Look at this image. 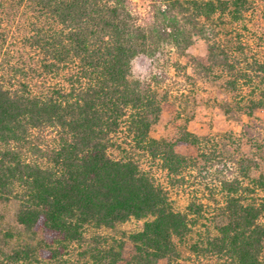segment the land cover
<instances>
[{
  "label": "trees",
  "instance_id": "obj_1",
  "mask_svg": "<svg viewBox=\"0 0 264 264\" xmlns=\"http://www.w3.org/2000/svg\"><path fill=\"white\" fill-rule=\"evenodd\" d=\"M151 1L141 20L134 0H0V200L19 204L22 228L1 264H119L123 241L87 233L131 219L144 224L128 235L126 264L176 262L181 246L264 264V143L242 152L253 125L242 136L184 128L175 140L155 138L163 97L133 74L139 55L186 56L200 37L208 61L190 60L201 77H225L218 107L258 119L264 51L244 35L256 0ZM188 144L196 155L177 151ZM194 172L218 182L206 232L197 228L210 203L193 195L183 211L174 197Z\"/></svg>",
  "mask_w": 264,
  "mask_h": 264
},
{
  "label": "rangeland",
  "instance_id": "obj_2",
  "mask_svg": "<svg viewBox=\"0 0 264 264\" xmlns=\"http://www.w3.org/2000/svg\"><path fill=\"white\" fill-rule=\"evenodd\" d=\"M151 0H134V7L137 15L144 20L150 15ZM257 6L248 16L247 29L244 31L246 38L258 50L264 51V19L261 11L264 8V0H256ZM188 55L183 56L177 53L175 49L166 48L161 54L153 59L139 55L133 61V74L135 77L147 80L163 97V111L159 123L153 128L152 136L155 138H165L175 140L182 129L188 128L189 131L200 136H222L225 133L233 132L242 136L243 124H252L250 129L254 135L251 140L247 133L242 136V152L252 153L255 139L263 142L264 140V110H258L256 117L251 120L247 115H241L240 118H233L224 114L218 107V102L224 100L226 93L222 88V79L217 76L222 75L216 72L215 76L204 78L198 75L195 66L190 58L194 57L198 61L206 64L208 61V49L206 42L195 37L193 46L187 51ZM179 153L185 155H196L197 149L191 144L177 147ZM219 177L227 175L225 167ZM193 173L189 177L188 183L183 186L181 191L175 195L176 206L185 210L190 199L198 195L201 201L207 203L206 219L204 224L197 230L206 232L207 228L213 229L210 212L213 211L212 192L215 191L214 184L218 183L215 175L205 174L197 176ZM179 189V190H180ZM217 192V191H216ZM217 198L220 195L216 194ZM19 204L15 201L0 200V264L3 261L4 254H11L19 243V234L22 228L16 221V214ZM264 221V218H263ZM143 220L131 219L128 222L117 225L114 229H101L88 231L87 236L100 234L107 237L110 242L114 239L124 242L123 260L119 264H126V261L134 253V245L128 239V235L142 229ZM21 238V237H20ZM192 242V241H191ZM182 257L176 262H169L167 259L160 260L156 264H228L225 259L212 255H199L189 249L181 246ZM74 261L78 259V252L75 249L71 256ZM36 262H24L22 264H45Z\"/></svg>",
  "mask_w": 264,
  "mask_h": 264
}]
</instances>
